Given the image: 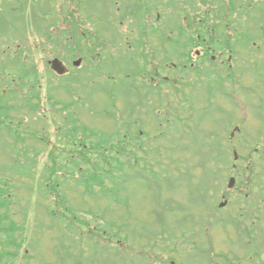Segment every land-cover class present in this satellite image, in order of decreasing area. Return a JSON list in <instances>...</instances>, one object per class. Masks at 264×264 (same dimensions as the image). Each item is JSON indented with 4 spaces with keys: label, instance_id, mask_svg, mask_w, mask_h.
I'll return each instance as SVG.
<instances>
[{
    "label": "rangeland",
    "instance_id": "1",
    "mask_svg": "<svg viewBox=\"0 0 264 264\" xmlns=\"http://www.w3.org/2000/svg\"><path fill=\"white\" fill-rule=\"evenodd\" d=\"M21 1L26 12L16 9L14 0H0V106L7 115L0 117V192L13 191L9 218L26 225V242L24 249L7 248L8 241H2L7 235L1 233L0 255L18 251V262L26 264H263L264 0ZM10 6H15L12 11ZM74 9L75 15L70 13ZM21 16L24 19L18 20ZM48 26L55 41L48 40ZM69 34L75 38L66 42ZM192 35L200 46L205 42L214 49L217 58L205 53L203 67L215 77L189 68L184 82H191L190 94L183 91L175 99L172 85L165 88L171 92L168 105L176 113L182 108L178 117L183 119L174 121L183 133L172 132L167 129L171 125H155L157 117L138 105H148L151 92L145 87L149 80L135 77L144 73L141 60L156 64L161 44L168 42L161 60L173 66L169 76L177 83L176 77L183 78L182 67L197 63L190 60L199 51L198 45L188 43ZM75 46L79 52L71 59ZM221 52L224 59L233 56L232 68L216 67ZM55 57L66 63L68 74L52 70ZM75 59L82 62L74 67ZM227 74L234 75L235 83ZM154 98L151 110H162L166 93L158 91ZM127 124L159 139L157 147L142 144L140 162L146 168L139 172L132 165L105 161L115 168V177L123 173L124 180L112 184L106 177L96 195L86 194L82 174L62 159L78 155L69 148L64 152L61 140L73 143L70 137L77 130L81 142L98 147L109 137L129 132ZM39 129L51 142L34 136ZM117 137L110 139L111 150L119 146ZM26 145L38 151L29 153ZM153 148L159 156L150 151ZM34 160L39 164L33 166ZM58 161L68 175L57 174L62 197L54 194L51 199L42 184L47 179L50 185L47 172ZM248 161L254 170L241 177ZM92 169L88 163L83 171L89 170L88 176ZM230 177L241 185L229 190ZM225 201L227 206L219 208ZM84 220L93 227L110 225L119 238H96L101 230L90 233L93 227L80 235Z\"/></svg>",
    "mask_w": 264,
    "mask_h": 264
},
{
    "label": "trees",
    "instance_id": "2",
    "mask_svg": "<svg viewBox=\"0 0 264 264\" xmlns=\"http://www.w3.org/2000/svg\"><path fill=\"white\" fill-rule=\"evenodd\" d=\"M14 1L18 4V6L16 7V9H18L21 12H26L27 6H24V4L22 3L21 0H17V1L14 0ZM70 1L73 4V1L72 0H70ZM14 7L15 6H10L11 11L14 9ZM70 13L71 14L74 13V15H75V13H76L75 9H74V12H70ZM23 19H24V16H21V17L18 18V20H23ZM78 24H80V21L79 22L77 21V27H78ZM47 29H48L47 35H51V36L48 37V40L55 41V38L56 37L55 36H52L53 35L52 32H49L51 30V27L48 26ZM97 31H98V29H97ZM84 34L85 33L82 32V35H84ZM75 36H76V34H75ZM65 37L67 38V39H65L66 42H69V40H73L75 38L74 35L71 36L70 34L69 35H66ZM59 41H60V39H59ZM197 42H199V39L196 38L195 35L190 36L189 39H188V43L189 44H192V43L196 44ZM77 52H79V47H76L75 46V48H72L71 54L68 52L69 55H68V53H67V55H68V57H70L72 59V58H74V57H76L78 55ZM192 68L194 70L196 69L198 71V70H201L203 67H201L199 65H195ZM202 72L203 71L200 72L201 75H202ZM204 72H207V76L209 77V79H214L215 76H211V75H213L215 72H213L211 70H206ZM227 75H228V79L229 80H232V82H234V80H235L234 75L233 74H227ZM0 80H2V79H0ZM37 83H35V84H37ZM2 84H3V82H1L0 87H1ZM196 84H197V82H196ZM184 85H192V84H191V82H183V81H181L179 83V85H177V83L174 84V90H173L174 95L173 96H174L175 99H177L176 98L177 93H180V91L182 90V86H184ZM192 91H193V89L191 90V92ZM55 105H56V103H55ZM3 111L4 110L0 106V117L1 118H7L6 117L7 115H5L6 112H3ZM175 119L181 120L183 118L182 117L175 116L174 117V120ZM180 122H182V121H180ZM169 128L172 130V132H178V131L180 132V131H182V126H180L175 121H174V124L171 125V127H168L167 129H169ZM76 132H77V130H75V132H74L75 133L74 134V137H70L74 141L73 143H70L69 144V143H66V141L64 142L63 140H61L60 144H63L66 147V148L62 149V150H64V152L67 151V149L69 148V150L72 151L73 153L74 152L77 153L78 157L77 158H71V157H73V155L71 153L69 154L70 157H66V159L63 158L60 155L58 157H59V159L62 157V159H64V162L66 164H67V162L73 163L75 165V167H76V171H78L80 174H82V176L80 178V181H82L85 184L86 192H87L86 194L94 195L93 193H95V195H96V188L97 187H102V185H105V182H106L105 179H106V177H107V179H111L113 181L112 184L113 183H116V184H118V183L121 184L122 183V181L124 180L123 175H122L123 173H121L120 176L115 177V174H114L115 168L112 165H111L112 167H110V165L109 166L107 165V164H110V159L113 160V161H116L118 164L120 162V165L122 167H123V165L124 166H131L132 165V167L135 170H138L139 172H142V170L146 168V166L144 164H141V162H140L142 160L141 153H142V151H144V150H142L144 148V146H142L139 143H137L138 141H136L137 139H135V137H124V136L122 137V133H119L118 132L119 135H115V136H112V137H109V138L105 139L102 143L101 142L99 143L98 147H96L95 144H94L93 147H91L89 145H87V147H85V145H86L85 139H82V142H81V140L78 139V136L76 137ZM40 133H44V132L39 129L38 132L34 135L37 138L38 137L42 138V136L44 137V139L42 138V140L38 138L39 141L45 140L46 142H48V141L51 142V140L49 139V135L48 134H40ZM182 133H183V131H182ZM26 134L29 135L28 132H26ZM163 136H165V134H163ZM116 137H117V140L119 139V146H118V144H115V147L112 150L113 151H116L115 153H118V154H110V151H112L110 149V147L113 144L111 143L109 145V143H110V141H112ZM226 137H228V135ZM110 139H112V140H110ZM124 139H125L126 142H124ZM130 140L134 143V145L128 144L129 142H131ZM228 140H229V142H231L229 138H228ZM39 141H38V144L40 145L41 143ZM158 142H159V139H157V141L154 143L155 146H153V147H157V143ZM124 143H127L126 144V149L123 147V144ZM27 147L29 149V153H34L35 151H38L36 149L30 150V146H27ZM169 149H168L169 150L168 151V154L171 157L172 156L171 155V147ZM57 151L58 152H61L59 150H56V152ZM150 151L156 152V155L159 156V151H158L157 148H153ZM124 152H125V154H123ZM94 154H96V156H93ZM88 155H90L91 157L93 156V158H96V159L95 160H92V162H91V157H89ZM240 157L243 158L244 156H240ZM120 159H122L123 161H119ZM243 159L249 160V157L246 156V158H243ZM28 161L30 162L32 160H30V158H29ZM105 161H108V163L107 164L103 163ZM203 161H202V163H203ZM87 162L90 163V166H93V169H94V170L92 169L93 172H91V174L88 175V176H86V174H88L90 171L89 170L83 171L86 168V165L88 164ZM34 163L37 164L38 162H35V160H34L32 162V165L33 166H34ZM80 163H84L85 166H80ZM147 163L148 162H146V164ZM248 163H249V165H246L245 166L247 168L243 169V172L240 173V176L241 177L248 170H250V169L254 170L253 166H250V161H248ZM100 164H102V165L105 164L106 167L105 166H101ZM53 165H54L53 168L51 167V169L47 172L48 173V177H49V179L51 181L50 182V185L48 184V180L46 178H45L46 181L42 185L45 186V190L47 191L46 194H48L49 198H51V197L53 198L54 194H56V197L58 198V197H62L61 194H60L61 191H59L57 189L58 179L61 176H58V178L56 176H57V174L59 172L61 174H64V176H65V174L68 175V173H67V171H66V173H62L63 172V169H64L63 166L65 164H62L60 161H58V163L55 162ZM31 168H29V169H31ZM152 168L154 169V165L153 164H152ZM216 168L218 169V166ZM233 168L235 169V167H233ZM237 169H240V167H237ZM44 170H45V168H44ZM44 170H42L43 173H44ZM220 170H222V169L220 168ZM248 182H249V180L246 183L248 184ZM239 185H241V184H239ZM239 185H237V187ZM116 187H119V185H117ZM51 188H53V189L51 190ZM1 191H2V193L0 192V207L2 208L3 211L0 212L1 221H2V223L0 224V227H1L0 234L3 233V234H6L7 235V239L5 237L2 241L3 242L4 241L5 242L8 241L7 242L8 243L7 244V248H10V247L15 246L16 248L24 249V247H25L24 244H25L26 241H25V238L22 237V235L25 232L24 230L26 229V225L24 223L18 224L16 221H14V218L15 217L13 218V220L9 218L10 211H11L10 210V201H11L12 196H14V193L12 191V193H11L12 195H11V194H9V192L7 193L3 189ZM108 193L111 196L114 193V189H111V191L108 192ZM201 193H205L204 192V188L202 189ZM72 219H74V218H71L70 217V222L71 223L74 222V220H72ZM21 221H23V218H22ZM81 225L84 226L83 230L80 233V235H83V236H84V234L87 232V230L90 227L91 228L93 227V225H91L88 221H85V220L82 222ZM109 226L110 225H106V226L95 225L92 229L90 228L91 229V232L90 233H95V232H93L94 230H96V231L101 230L100 233H97V232L95 233L96 234L95 235L96 238H104L106 240H113L114 238H117L118 239L119 238V235L116 232H113V230L110 229ZM70 227H71V232L72 231H75L76 228L74 226L70 225ZM3 228H5L6 233L3 231ZM84 229H85V232H84ZM68 231H70V230H68ZM79 232H80V230H79ZM162 234H164L163 231H162ZM73 235L74 234H72V236ZM183 236L186 237V234L183 233ZM171 237H172V235H169V239L170 240H171ZM177 237L178 236H175L174 235V239L177 238ZM161 238H162V236L160 237V239ZM0 239H1V236H0ZM70 240H72V239H70ZM193 241H196V240L193 239ZM182 243L184 244V241H182ZM97 244L99 245L100 243H97ZM11 245H13V246H11ZM167 245H168V242L166 243L165 246H167ZM177 246H179V245H177ZM187 246L188 245H186V243H185L184 244V250L183 251H186ZM179 251H180V249H179ZM2 254H5V255H2ZM22 254H24V253H22ZM26 256L27 255L25 254V257ZM20 258H21V254H19L18 251L8 250V251H5L4 253H1V255H0V264H8V263L9 264L10 263L11 264H26L25 261L18 262V260Z\"/></svg>",
    "mask_w": 264,
    "mask_h": 264
},
{
    "label": "flooded vegetation",
    "instance_id": "3",
    "mask_svg": "<svg viewBox=\"0 0 264 264\" xmlns=\"http://www.w3.org/2000/svg\"><path fill=\"white\" fill-rule=\"evenodd\" d=\"M168 44H169L168 42L161 44V47L159 49V56H161V57L157 60L156 64L151 63V61H150L151 59L141 60L144 62V65L142 67V70L144 73L141 72L137 75V77H135V78H139V80L142 78L149 80L148 82L145 83V85H146L145 87L148 88L151 92V96H148L149 104H150V102H152V99H156L154 97L157 95L158 91H160L161 93H163V92L166 93V100L163 103V105L165 107H160L162 110L155 108L152 111L149 104L148 105H143V104L141 105V103H139L138 105L146 108L148 111L150 110L151 115L154 114L157 118L160 119V121H159V119L156 118V124L155 125H158V126H164L165 125L167 127L169 125L173 124L174 117L179 116L178 113H180V111L182 110V108H181V110L176 113L174 110V107L168 105V102H167V98L171 96V94H170L171 92L169 90H166V89L169 88L171 85H172L171 90L174 88V83H173V81H171V77L169 76V73L173 71V66L170 65L166 60H161L162 56H166V54H167V52L165 53L163 51L164 50L167 51V48L169 47V46L167 47ZM199 44H202V42L198 43L197 49H199V51L196 53V55L194 57H192L193 58L192 60L196 59L197 65L202 67V65L204 64V62L206 60V57L204 54L207 52V50H209V52H210L209 55H211L212 60H215L217 58V55L213 54L214 49H212L210 46H206L205 42H203V45H201V46ZM202 48H203V51H200V49L202 50ZM154 53H156L155 54L156 55L155 58H156L157 52L155 51ZM219 55H221V54H219ZM200 56L203 59H201ZM199 59H201V60L199 61ZM220 60H219V63H220ZM230 61H231V58H230ZM227 62H229V60H227ZM195 65H196V63L192 62V64L190 66L193 67ZM149 67H150V69H149ZM192 67H190V69L194 70ZM187 69H189V65H184L182 67V70L180 71L179 75H182L183 78L178 79L176 77L175 81L177 82V84L180 82V80L184 82V78H185L184 75H185V72ZM201 71H203V68L201 70H199V72H201ZM149 75H150V77H149ZM187 86L188 85L182 86V90L180 91V93H183V91H184V93H187V95H188L191 91H189ZM158 88H159V90L157 91ZM148 113L149 112H147V114ZM133 126H132V124H127V127H128L127 130H129V132L123 133L122 136H124V137L133 136V137H135V139H137L136 141H138L137 143H139L140 145H142L143 143L145 144V142H149L148 144H150V146H155L154 143L158 139L155 137V134L153 136H148V135L146 136V132L144 130H142V128L139 127L137 129H134ZM130 128H131V131H130ZM132 129H134L133 132H132ZM145 137H148V140H145ZM153 138L156 140L155 142H153ZM85 147H87V145H85Z\"/></svg>",
    "mask_w": 264,
    "mask_h": 264
},
{
    "label": "water",
    "instance_id": "4",
    "mask_svg": "<svg viewBox=\"0 0 264 264\" xmlns=\"http://www.w3.org/2000/svg\"><path fill=\"white\" fill-rule=\"evenodd\" d=\"M81 63V60H78L75 62V65H79ZM51 65H52V69L60 74V75H63L67 72V66L64 64V62L62 60H60L59 58H55L54 60L51 61ZM239 128H236V130H238ZM237 156V154H236ZM235 182H236V179L235 178H231L230 181H229V188H232L234 187L235 185ZM226 203H222L220 206L221 207H224Z\"/></svg>",
    "mask_w": 264,
    "mask_h": 264
}]
</instances>
